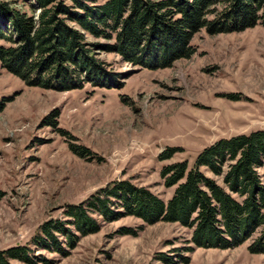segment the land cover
<instances>
[{
  "label": "rangeland",
  "instance_id": "374dc122",
  "mask_svg": "<svg viewBox=\"0 0 264 264\" xmlns=\"http://www.w3.org/2000/svg\"><path fill=\"white\" fill-rule=\"evenodd\" d=\"M4 1L31 13L25 0ZM189 46V57L155 69L96 49L93 55L117 77L112 87L29 86L0 67V96L8 100L0 112V249L27 243L43 222L65 219L67 204L115 179L167 200L174 187L164 185L163 165L192 164L220 137L264 129V25L216 34L202 28ZM168 148L176 152L160 160ZM97 219L99 230L72 246L63 242L64 254H36L50 264H167L193 247L182 251L189 257L182 264H264L263 253L248 251L249 240L234 248L195 247L191 229L176 222Z\"/></svg>",
  "mask_w": 264,
  "mask_h": 264
},
{
  "label": "trees",
  "instance_id": "16d2710c",
  "mask_svg": "<svg viewBox=\"0 0 264 264\" xmlns=\"http://www.w3.org/2000/svg\"><path fill=\"white\" fill-rule=\"evenodd\" d=\"M25 1L30 14L0 0V67L29 86L60 91L84 83L118 85L117 77L93 55L96 49L133 65L162 68L189 57V41L202 28L216 34L264 25V0ZM7 102L0 96V112ZM73 149L86 154L83 148ZM175 152L164 149L158 158ZM160 176L166 187H174L167 200L128 179L112 180L80 202L67 204L65 219L40 224L27 243L0 249V264H50L36 252L64 254L63 242L72 246L78 236L99 230L97 217L176 222L191 229L189 242L195 247L234 248L249 240V252L264 254V129L220 137L201 148L192 164L181 160L163 165ZM192 249H176L180 252L173 262L188 263L182 251Z\"/></svg>",
  "mask_w": 264,
  "mask_h": 264
}]
</instances>
